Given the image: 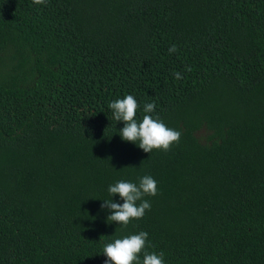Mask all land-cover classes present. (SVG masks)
<instances>
[{
    "label": "trees",
    "instance_id": "1",
    "mask_svg": "<svg viewBox=\"0 0 264 264\" xmlns=\"http://www.w3.org/2000/svg\"><path fill=\"white\" fill-rule=\"evenodd\" d=\"M126 95L179 142L122 140ZM144 175L150 210L107 221ZM141 231L164 264H264V0H0V264H103Z\"/></svg>",
    "mask_w": 264,
    "mask_h": 264
},
{
    "label": "clouds",
    "instance_id": "2",
    "mask_svg": "<svg viewBox=\"0 0 264 264\" xmlns=\"http://www.w3.org/2000/svg\"><path fill=\"white\" fill-rule=\"evenodd\" d=\"M45 2L46 0H33L34 4ZM175 50V45L169 47V52ZM188 71H191V68H188ZM173 75L177 79L181 78L179 72ZM108 108L116 122H123V127L118 129L121 139L136 144L146 153L154 149L167 151L173 143L179 142V131L168 128L159 118H153L151 115L155 110L154 102L144 105L145 115L139 121L136 118L139 105L132 95L111 101ZM108 193L111 198L103 200L101 204L102 209L110 211L106 220L126 227L130 221L143 218L145 211L150 210L151 204L145 197L157 194L156 181L149 175L140 177L138 182L120 180L109 185ZM117 194L123 203L112 200ZM147 237L148 233L141 231L106 243L101 252L106 257L103 264H164L163 253L145 251Z\"/></svg>",
    "mask_w": 264,
    "mask_h": 264
},
{
    "label": "rangeland",
    "instance_id": "3",
    "mask_svg": "<svg viewBox=\"0 0 264 264\" xmlns=\"http://www.w3.org/2000/svg\"><path fill=\"white\" fill-rule=\"evenodd\" d=\"M6 63H10V60H9V59H6V62H5V64H6Z\"/></svg>",
    "mask_w": 264,
    "mask_h": 264
}]
</instances>
